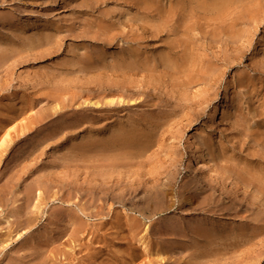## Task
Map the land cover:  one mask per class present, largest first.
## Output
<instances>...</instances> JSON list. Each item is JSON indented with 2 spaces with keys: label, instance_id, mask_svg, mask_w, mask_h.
<instances>
[{
  "label": "rangeland",
  "instance_id": "obj_1",
  "mask_svg": "<svg viewBox=\"0 0 264 264\" xmlns=\"http://www.w3.org/2000/svg\"><path fill=\"white\" fill-rule=\"evenodd\" d=\"M0 264H264V0H0Z\"/></svg>",
  "mask_w": 264,
  "mask_h": 264
},
{
  "label": "bare ground",
  "instance_id": "obj_2",
  "mask_svg": "<svg viewBox=\"0 0 264 264\" xmlns=\"http://www.w3.org/2000/svg\"><path fill=\"white\" fill-rule=\"evenodd\" d=\"M19 93H20V92H19ZM16 97H17V93H16V92H11V94H10V99H15ZM218 111H219V108L216 107L215 110H214V116L217 115ZM7 135H8V134H6V136H7ZM196 176H198V175H196ZM145 248L147 249V246H145Z\"/></svg>",
  "mask_w": 264,
  "mask_h": 264
}]
</instances>
